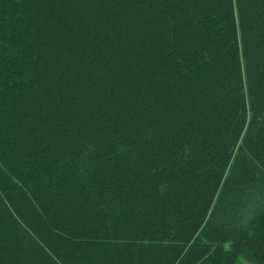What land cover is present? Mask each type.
I'll use <instances>...</instances> for the list:
<instances>
[{"label": "trees", "instance_id": "16d2710c", "mask_svg": "<svg viewBox=\"0 0 264 264\" xmlns=\"http://www.w3.org/2000/svg\"><path fill=\"white\" fill-rule=\"evenodd\" d=\"M0 264H264V0H0Z\"/></svg>", "mask_w": 264, "mask_h": 264}]
</instances>
